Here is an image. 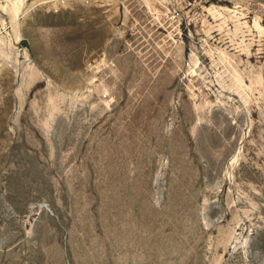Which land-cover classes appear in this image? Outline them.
Masks as SVG:
<instances>
[{"label":"rangeland","instance_id":"rangeland-1","mask_svg":"<svg viewBox=\"0 0 264 264\" xmlns=\"http://www.w3.org/2000/svg\"><path fill=\"white\" fill-rule=\"evenodd\" d=\"M0 264H264V0H0Z\"/></svg>","mask_w":264,"mask_h":264}]
</instances>
